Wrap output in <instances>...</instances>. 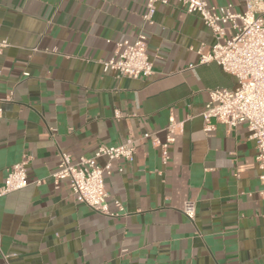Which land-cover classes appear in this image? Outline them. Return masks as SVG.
I'll use <instances>...</instances> for the list:
<instances>
[{
	"label": "crops",
	"instance_id": "1",
	"mask_svg": "<svg viewBox=\"0 0 264 264\" xmlns=\"http://www.w3.org/2000/svg\"><path fill=\"white\" fill-rule=\"evenodd\" d=\"M242 13L244 0H205ZM142 0H0V186L26 161L27 186L0 197V264H264V199L256 146L240 124L203 131L208 92L233 88L215 63L212 34L179 0L156 4L146 28L153 74L104 71L115 43L142 28ZM27 73V76L24 75ZM118 114L119 117H116ZM177 126L169 160L160 142ZM133 141L104 187L115 218L78 203L51 174L60 153L92 156ZM99 167L105 158L96 161ZM194 202L191 221L182 213Z\"/></svg>",
	"mask_w": 264,
	"mask_h": 264
},
{
	"label": "built area",
	"instance_id": "2",
	"mask_svg": "<svg viewBox=\"0 0 264 264\" xmlns=\"http://www.w3.org/2000/svg\"><path fill=\"white\" fill-rule=\"evenodd\" d=\"M144 13L142 28L132 40L115 43V51L103 64L104 71H112L119 76L136 79L153 74L152 62L147 55L146 28L153 24L156 4H167L169 0H142ZM190 14H197L214 39L210 53L200 54L199 64L215 63L222 72L235 79L233 88H218L208 92V102L202 111L203 131L206 134L215 129V124H223L229 130L244 124L249 140L254 141L257 154L261 189L264 199V0H244L242 13H234L231 7L216 8L205 0H179ZM8 47L5 39H0V56ZM27 76V73H24ZM2 100L0 99V102ZM116 117H119L116 114ZM177 126L174 118H168L166 137L160 142L153 134H144L159 148L163 165L169 160V146L175 142ZM133 141L128 140L118 146L100 145L90 157L72 160L66 153H60L55 172L51 174L54 184L67 181L75 200L92 211L112 218L120 216L124 208L113 200L114 211L109 207V196L104 187V176L111 173V163L115 160H133ZM105 158L106 163L99 167L96 161ZM26 161L10 166L0 186V197L19 191L27 186ZM194 202H185L183 215L189 220L195 217ZM3 264H8L3 257Z\"/></svg>",
	"mask_w": 264,
	"mask_h": 264
}]
</instances>
